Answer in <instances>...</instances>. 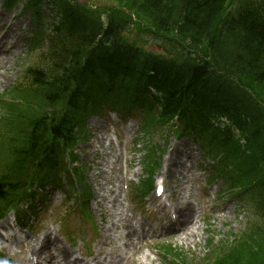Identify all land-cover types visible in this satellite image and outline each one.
Returning <instances> with one entry per match:
<instances>
[{
	"label": "trees",
	"instance_id": "16d2710c",
	"mask_svg": "<svg viewBox=\"0 0 264 264\" xmlns=\"http://www.w3.org/2000/svg\"><path fill=\"white\" fill-rule=\"evenodd\" d=\"M127 1L165 40L176 37L177 43L170 41L175 44L177 58L174 50L167 51L169 57L173 56L170 59L149 54L144 57L137 46L119 42L111 26V32L106 31L100 41L110 58L97 51L94 57L90 55L85 72L81 51L71 59L68 52L58 55L65 73L52 59L54 75L42 93L61 99L73 86L74 90L69 92L64 113L51 123L34 119L26 127L0 137V163L8 154L3 157L5 166L0 165V207L10 198L21 196L35 181L32 165L47 168L50 173L66 160L77 141L74 128L86 116L95 114L100 106L96 103L104 99L115 108L127 104L142 108L147 127L164 125L178 116L186 133L195 131L215 143V136L207 133L202 123L222 117L233 125L244 120L245 128L253 132L251 180L256 179L259 188L254 182L248 185L254 187L252 193L258 202L264 203V0ZM64 12L66 19L57 30V39L71 43L66 48L77 49L76 43L83 35L95 34L96 26L93 24L92 29L90 21L70 6L64 7ZM52 49L56 51L57 47L52 44ZM69 61L76 67L70 68ZM33 74L36 79L42 75L38 71ZM154 94H162L164 99H155ZM218 140H223L228 149L234 142L230 133L220 135ZM255 241L251 255L247 252L250 249L245 250L250 245L245 244L215 263L204 264H264V230Z\"/></svg>",
	"mask_w": 264,
	"mask_h": 264
},
{
	"label": "rangeland",
	"instance_id": "374dc122",
	"mask_svg": "<svg viewBox=\"0 0 264 264\" xmlns=\"http://www.w3.org/2000/svg\"><path fill=\"white\" fill-rule=\"evenodd\" d=\"M89 1L91 2V4H96L98 7L119 6L118 2L117 3L112 2L110 0H89ZM4 2L5 0H0V14L4 16L3 25L7 24L9 16L12 13L17 15L18 18L19 16H21V19H22L21 22L24 24L29 23V25L25 24L23 25V27H20L19 29L15 28L18 30V32L14 33L13 35H16L19 38L17 40L19 47L15 50L16 55L11 56L10 58V60L12 61L11 63L12 69L9 71V74L11 77V83L7 85L5 88H0V93H2L5 90H10L11 88L19 85L20 83L21 85L25 87L27 85L26 72H27L28 66L35 65L40 68L46 67L47 66V55H48L47 54L48 48L45 46H43V49L38 53H35L33 55L28 53V50H29L28 49L29 48L28 39L30 38V31L32 30L31 16L29 13H23V8L20 5H17L12 10L5 9ZM1 4L3 6L2 8H1ZM122 8H124L123 5L118 7L117 11ZM50 23L51 21L46 20L43 26L47 37L50 36ZM144 28H147V26ZM9 35L12 37V34L9 33ZM127 39L130 40L133 44L136 43L137 45H139V47L147 53L152 52L154 54L161 53V55H164V56L168 55L166 53L168 50L164 48L166 41L162 37L152 34L151 32L147 30H142L137 26H135L131 30V32L127 35ZM39 59H41V61H39ZM105 116H106L105 120H102ZM110 123L111 124L114 123V120L111 117H109L107 114H104V116L101 119L90 118L87 121V129L91 132V134H88L89 140L87 141L85 145H82L79 147V150L83 152V157L86 159V162L92 165L93 167L92 169H90L87 166V171H85L86 183L91 188L92 193H93L92 194L93 199L89 207V210H90L89 212L92 213L95 223L97 225L100 224L103 230L105 229L104 227L106 226V221L108 223V219L109 218L112 219V217L110 216V210L107 207L104 206V209H105L104 210L101 206H99L98 200L102 202V199H107L109 197H112L110 195L116 194L120 196L119 201L122 202L123 206L126 203L127 210H128L127 213H133L132 206L134 205V199L135 200H138V199L132 194V191H133V188L136 185H138L140 183V180L143 178V175H144V172H143L144 162L143 161H144V156L148 148L156 147L158 150H161L160 152H158L159 153L158 155H160L161 152L164 151V156L161 159V168L157 172L156 178L162 175L163 169L165 167H166L165 168L166 170L169 168L167 167L166 161L167 159L169 160V156H170L169 151L171 147L173 149L174 147L179 148L180 149L179 152L183 153V148L186 146V149H187V146L189 143L191 149L192 150L195 149L194 144L192 143V141H190V139H187V138L177 139L174 137L175 136L174 134H172L171 132H167V131L163 133H155L152 136L144 137L143 140H141L140 138L139 140H140L141 145H139L138 147H135L131 143V141L135 138L137 139L138 132L136 131H139V126L132 125L133 127H131V124H130L128 127H130L133 130V132L135 131L134 132L135 134L130 137V140L128 142L125 143V145H127V147L129 148V151L131 152L129 155V159H130L129 163L127 165L123 164L121 167L116 164L114 165L109 162H106V164L108 163V165L110 164L111 166L109 167L111 169V173L106 172L107 168H105L106 170L102 172L101 168L98 169L94 167L96 166V163L102 160L103 158H105L106 155L110 156L108 153V150L106 151L104 147H98V148L96 147L97 148L96 154H94L93 150H91V146L93 145V142L97 137L102 136L105 138H109L110 133L107 127H108V124ZM98 125H105V128H102V131H99L97 127ZM133 132L131 130H127L125 132V135L123 136L124 140H128L129 136L133 134ZM167 138H170V139H169V142L166 144ZM189 160L195 164H187L186 168L184 164V166H180L177 170V172L181 174L182 177L187 176L186 177L187 184L186 182L181 183V187L183 189L180 188L179 195H174L173 197V202L176 204V207H179V206L182 207L183 204H185L186 202H193L195 204L196 203L199 204L198 193H199V190L202 188H206V190L210 194H212L211 195L212 204L215 205L214 212H217V210L221 208L222 204L230 205L231 201L234 200L236 197L220 198L219 202L217 203L213 193L219 188V184L213 187L207 188L206 182H207V179L210 173L209 172L205 173L201 171L199 172V169L197 170V172L194 173L195 170L191 168L196 169L197 168L196 164H198L199 162L197 163L196 159L193 160V158H189ZM105 161H107V158H105ZM112 163H114V160H112ZM208 164L211 165L213 164V162L208 160L207 164L202 165V168L208 167ZM99 173H102V176H98ZM195 176L197 178H200L199 181L196 183H194L193 181ZM177 182L179 183V180ZM54 198L56 200V197ZM109 201L111 200H107L105 204L107 205ZM146 202L149 203L150 201L147 200ZM233 204L234 205L237 204V208L242 207V211H238L236 212L235 215H233L232 213L233 207L232 205H230L229 210L226 214L227 216L226 220L228 221L227 224H229V227L225 226V224H222L221 226L222 228H218L217 224L214 225L213 222H214L215 216L213 214L212 216H210V218L208 219L206 218L207 220L206 219L203 220V221H208L210 223V226L206 227V223L204 226V223L202 222L203 227L206 228V234L205 235L203 234L200 236L199 238L201 239V241L199 242L200 244H189L188 242H186V240H183L181 244L174 243V242H172L171 244L181 248L187 254V257H188L187 260L189 262L194 261V264L195 263L203 264L204 262L203 260H205L206 258H209L212 252L217 247L220 246L222 239L229 237L227 241L232 243L233 240L237 236H239L236 234L244 232L248 228L249 223H251V221L248 220V217L249 219H252L254 214H253V209L251 207L252 204L249 198L245 197V201L243 199L235 200ZM73 205L74 203L71 202L68 207H72ZM245 210H246V213H244ZM67 212L72 213V211H67ZM105 212H107L108 214ZM102 213H104L103 216L100 215ZM51 214L52 213H50V215ZM118 214L121 215L120 212H118ZM139 215L140 214L138 213V216ZM74 220L76 222H79L80 220H82V217L78 213H75ZM157 220H158V217L155 215L153 217H150V222L152 223ZM48 222H49V219L46 220L45 227H48L47 226ZM218 222L220 221L216 220V223ZM110 225L114 226L113 224H110ZM49 227H54V229H57L59 227L61 229L60 234L63 237L66 236V233L64 231V225L60 223V221H57L56 225L54 223H49ZM75 227H79V224L75 223ZM200 227H201V224L199 223L195 226L196 230H199ZM229 231L231 232L229 233ZM112 233L114 232L113 231L109 232V234H112ZM211 241H213L214 244L210 249H208L207 244L210 243ZM98 243L99 241L96 242V247ZM110 244L111 243L108 244V249L112 250L113 248H109ZM157 244H153V245L148 244L147 246L149 248L144 246V247H141L140 250L138 249L140 254H138L133 259L132 264H140V262H142V264H149V263H146V261L149 259L152 261L151 264H161V258L155 249ZM255 245H256L255 240H252L247 243L248 247L245 250L250 249L247 251L248 254L250 255L252 254L251 249H254Z\"/></svg>",
	"mask_w": 264,
	"mask_h": 264
},
{
	"label": "bare ground",
	"instance_id": "6f19581e",
	"mask_svg": "<svg viewBox=\"0 0 264 264\" xmlns=\"http://www.w3.org/2000/svg\"><path fill=\"white\" fill-rule=\"evenodd\" d=\"M3 20H4V16L2 14H0V24H3ZM24 23H22L21 21H18L16 22L13 27L9 30V32L5 35V38L3 39V42L1 43V47H5V44L9 41H12L13 39H15V42L12 43V49L11 51L6 54H2L0 52V87H6L7 85H9L11 83V77H10V74H9V71L12 69V66H11V63L12 61L10 60L11 56L14 55L16 53V49L19 47V44L17 42V38H16V35H13L14 33L18 32L17 29H19L20 27H23ZM17 28V29H15ZM12 34V37L9 35ZM11 45V44H10ZM104 143V139H100V138H97L94 142V144L91 146V148H94L95 145H102ZM179 150L176 149L175 152H174V156H175V159L176 161L179 159ZM108 165V163H107ZM104 165H102L103 167ZM173 167L176 166V162L174 164H172ZM184 178L181 179V183L184 182ZM175 184V183H174ZM115 198V201L118 202L119 201V196L118 195H115L114 196ZM157 201H154L153 202V206L156 204ZM156 206V205H155ZM180 211H181V216H177V219L178 221L176 223H179L182 225V221L186 220L188 222H190L194 217L192 216V212H193V208L191 206H188V205H185L184 207L180 208ZM175 213V212H174ZM176 214V213H175ZM120 223H122V227L124 229H128V239H133L135 238V235L137 234V232L143 237V233H140V231L136 228L135 225H133L132 223L130 222H127V221H121ZM113 224H115V222H113ZM116 225V224H115ZM117 226V225H116ZM184 227V226H183ZM109 228H106L105 229V232H109ZM205 233V227H203L201 225L200 229L198 230V233L199 234V237ZM196 233L194 232H191V234L189 235V237L186 239L187 242H190L192 244H196L198 243V239H196ZM133 246V244H132ZM61 252H62V255H63V263L64 264H67V257H68V254L70 253V251L68 249L63 250V247H61ZM34 255H37L38 253L37 252H33ZM35 257L36 259H38V257L36 256H33ZM151 262V261H150ZM33 264V262H32ZM49 264V263H48ZM77 264V263H76ZM98 264H102V263H98Z\"/></svg>",
	"mask_w": 264,
	"mask_h": 264
}]
</instances>
